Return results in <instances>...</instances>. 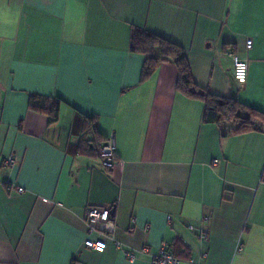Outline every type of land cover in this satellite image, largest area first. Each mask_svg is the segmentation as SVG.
<instances>
[{
  "label": "crops",
  "instance_id": "0c3cea01",
  "mask_svg": "<svg viewBox=\"0 0 264 264\" xmlns=\"http://www.w3.org/2000/svg\"><path fill=\"white\" fill-rule=\"evenodd\" d=\"M133 26L184 48L196 85L264 114V0H0V264H151L164 244L182 261L264 264V133L222 139L171 62L141 81ZM32 95L61 100L56 124ZM89 207L112 212L102 253L84 246Z\"/></svg>",
  "mask_w": 264,
  "mask_h": 264
},
{
  "label": "trees",
  "instance_id": "16d2710c",
  "mask_svg": "<svg viewBox=\"0 0 264 264\" xmlns=\"http://www.w3.org/2000/svg\"><path fill=\"white\" fill-rule=\"evenodd\" d=\"M130 49L145 56L141 81L148 79L160 64L173 63L178 74L177 91L189 99L204 104V122L214 124L222 139L250 132L264 133V114L261 111L233 97L212 95L196 85L186 51L181 46L133 26L130 33ZM61 104L58 98L32 95L29 99V109L45 115L49 125L59 121Z\"/></svg>",
  "mask_w": 264,
  "mask_h": 264
},
{
  "label": "built area",
  "instance_id": "2783aa9c",
  "mask_svg": "<svg viewBox=\"0 0 264 264\" xmlns=\"http://www.w3.org/2000/svg\"><path fill=\"white\" fill-rule=\"evenodd\" d=\"M252 47V41H246V49H250ZM229 57L233 63V78L234 80L240 84L244 85L247 81L248 77V63L245 59H242L237 53L230 52ZM116 145L114 136H109L105 143L100 147L98 156L100 158L102 166L107 170H112L116 165ZM17 163V159L15 155H9L5 157L2 161V165L5 169L15 166ZM19 193L23 190L18 189ZM111 217V210L109 208H101V207H89L86 210L85 214V222L90 234H93L97 237L88 238L84 242V246L88 249L94 250L95 252L102 253L105 251L107 247V242L105 239L101 237V232L105 231L104 226L108 224ZM190 231H196L197 229L189 226ZM200 240H205L206 235L202 232V230H198L197 233ZM119 246V244L117 245ZM125 256L129 262L135 261V255L132 252L125 251ZM151 264H202V262L196 259H189L188 261H182L178 258L174 257L171 253L167 244H164L157 256L153 259Z\"/></svg>",
  "mask_w": 264,
  "mask_h": 264
},
{
  "label": "water",
  "instance_id": "95a60500",
  "mask_svg": "<svg viewBox=\"0 0 264 264\" xmlns=\"http://www.w3.org/2000/svg\"><path fill=\"white\" fill-rule=\"evenodd\" d=\"M111 214H112V212H111Z\"/></svg>",
  "mask_w": 264,
  "mask_h": 264
}]
</instances>
